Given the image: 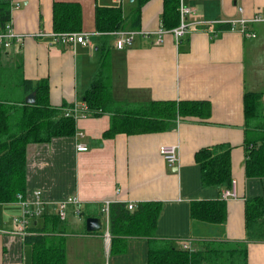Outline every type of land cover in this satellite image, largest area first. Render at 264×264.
Returning <instances> with one entry per match:
<instances>
[{
  "label": "crops",
  "instance_id": "obj_1",
  "mask_svg": "<svg viewBox=\"0 0 264 264\" xmlns=\"http://www.w3.org/2000/svg\"><path fill=\"white\" fill-rule=\"evenodd\" d=\"M133 1L12 0V25L25 35V41L21 49L3 50L5 78L18 83L46 78L52 105L65 110L74 105L79 108L74 134L28 146L23 196L32 199L34 192L41 190L47 201L44 213L49 214H57L58 201L78 198L79 206L69 207L80 229L67 234V264H149L150 242L146 237H127L126 249L112 252V235L105 237L102 212L108 199L126 205L133 202L135 208L143 201H160L163 207L156 228L160 238L178 247L185 240L195 247L209 240L248 241L247 264H264V238L248 240L246 228V201L264 199V176H249L245 166L264 134L263 128L247 126L246 116V95L251 92L259 94L258 107L264 111V20L249 21L245 31L240 24L232 28L228 22L264 14V0H184L193 10L188 22L214 24H199L179 40L164 27V0H149L142 7L137 29L150 34H137L130 45L120 49L113 35L98 29L96 9L122 6L129 25ZM56 2L81 5L79 32L87 33L90 43L54 44L48 36L36 35L55 30ZM161 29L164 41L155 43ZM248 31L253 34L247 35ZM104 60L108 61L111 90L117 101H202L208 110L178 116L165 131L106 136L110 114L88 115L84 98ZM258 119L263 123L264 112ZM78 144L87 149L78 150ZM164 144L178 145L175 164L168 163L160 152ZM220 144L232 147V184L238 196L224 199L228 210L224 223L193 221L192 201L223 199V191L232 187L203 183L197 153ZM77 207L88 216L101 217L102 229L86 232V217L78 220ZM21 212L18 200L0 203V229L12 231L14 217ZM31 261L32 246L25 237L0 231V264Z\"/></svg>",
  "mask_w": 264,
  "mask_h": 264
},
{
  "label": "trees",
  "instance_id": "obj_2",
  "mask_svg": "<svg viewBox=\"0 0 264 264\" xmlns=\"http://www.w3.org/2000/svg\"><path fill=\"white\" fill-rule=\"evenodd\" d=\"M149 0H134L133 17L128 25L122 6H98L97 27L102 32L118 29H137L141 25V10ZM12 19L11 0H0V29ZM164 27L172 29L180 23V0H164L162 13ZM54 28L57 31H80L82 7L77 2H56ZM0 48V203L16 201L23 195L27 183V150L30 144L49 142L57 136L75 133V116L67 115L64 107L51 104L46 78L36 81L23 79L19 83L5 78ZM13 81V82H12ZM36 90V101L26 102L30 92ZM88 115L110 114V127L105 132L112 136L165 131L178 116L203 114L208 104L202 101L150 100L145 102L117 101L111 90L108 61L104 60L100 72L86 91ZM258 93L246 95L247 126L264 129L263 110L258 107ZM255 123V124H253ZM231 150L229 144L206 147L197 153L202 166L204 185L230 187ZM249 176H264V134L246 160ZM162 203L156 200L140 202L129 209L126 203L115 201L110 205V233L112 252L126 249V238L141 236L150 242L149 264H247L248 241H205L190 251L173 245L156 234ZM74 214V213H73ZM73 214L62 220L58 214L44 213L33 223L31 233L25 236L32 246L31 264H67V234L80 228L73 221ZM224 199L197 200L191 203L193 221L222 224L227 219ZM82 215H88L82 212ZM87 215V216H86ZM264 199L252 197L246 201L247 239L264 238ZM83 230L85 228L83 227ZM88 232V231H86Z\"/></svg>",
  "mask_w": 264,
  "mask_h": 264
},
{
  "label": "built area",
  "instance_id": "obj_3",
  "mask_svg": "<svg viewBox=\"0 0 264 264\" xmlns=\"http://www.w3.org/2000/svg\"><path fill=\"white\" fill-rule=\"evenodd\" d=\"M12 6L13 2L11 0ZM193 10L191 7L187 6L184 3V0H180V14H181V21L178 26L174 27L173 29H170L171 31L179 40L182 35L187 33L188 31L199 28V24H209V26H212L214 24V21H193L188 22L187 16L192 14ZM264 20V14L258 13L255 16H253L250 19L247 18H239V19H232L228 22L232 25V28H235L237 24H240L242 26V30H246V24L249 21H263ZM111 35H113L116 39V47L123 49L130 45L135 36L137 34H150L149 31H140L138 29H130V30H124V29H118L109 32ZM253 33L247 32V35H252ZM37 36H48L50 40L54 44H62V45H72L78 42L81 43H90L89 35L85 32H79V31H39ZM25 41V35L21 33H17L12 25V21L8 22L6 24L5 29H0V48L3 50H9L10 48L16 46L18 49H21ZM164 41V30L161 29L158 32V35L156 37L155 43H162ZM88 108V107H87ZM66 114H73L75 117H78L79 108L77 105H74L68 109L65 110ZM78 150L83 151L87 149V146L85 144H78L77 145ZM160 152L166 159V161L170 164H175L176 161L179 158L178 155V145L177 144H164L160 147ZM238 196L235 183L232 184L231 188H227L222 193L223 199L228 198H236ZM19 203L22 205V212L20 215L14 217V229L12 231L8 230H2L5 232H10L13 234L20 235L22 237H25L26 235L30 234L31 227L33 226V223L36 219H38L44 212L45 207L47 204V201L43 197V193L41 190H36L34 192V196L32 199H28L24 197L23 195H19L18 199ZM113 201L108 199L104 202L102 207V212L104 214V224L106 227L105 230V237L110 238V205ZM79 200L77 197H67L65 199H62L57 202V214L62 220H66L69 215V207L70 205H78ZM79 206V205H78ZM129 209H134L135 204L133 202H130L127 204ZM76 215L78 220L83 219L82 210L80 207L76 208ZM182 247L184 249H188L190 251H193L196 249L192 241L185 240L182 242Z\"/></svg>",
  "mask_w": 264,
  "mask_h": 264
},
{
  "label": "water",
  "instance_id": "obj_4",
  "mask_svg": "<svg viewBox=\"0 0 264 264\" xmlns=\"http://www.w3.org/2000/svg\"><path fill=\"white\" fill-rule=\"evenodd\" d=\"M36 95H37L36 90L30 92L25 98L26 102H28V103L35 102L36 101ZM102 223H103L102 218L99 216H88V217H86V221H85L86 229L89 232L101 230L102 229Z\"/></svg>",
  "mask_w": 264,
  "mask_h": 264
}]
</instances>
